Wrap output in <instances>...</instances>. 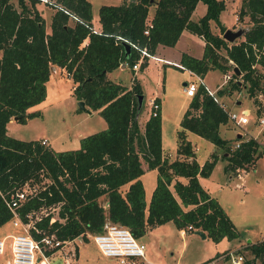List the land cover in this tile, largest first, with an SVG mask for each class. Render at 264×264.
Wrapping results in <instances>:
<instances>
[{
    "label": "trees",
    "instance_id": "obj_1",
    "mask_svg": "<svg viewBox=\"0 0 264 264\" xmlns=\"http://www.w3.org/2000/svg\"><path fill=\"white\" fill-rule=\"evenodd\" d=\"M37 1L40 0H0V225L13 215L6 202L10 192L27 179H40L44 172L51 181L16 207L26 221L27 212L59 202L57 217L50 220L52 213L48 212L29 226L36 238L54 231L60 238L83 234L87 239L86 231L102 230L106 220L125 224L138 238L167 220L179 228L191 223V229L201 228L215 242L239 237L232 218L198 178L211 174L219 156L212 153L201 164L186 130L225 148L221 155L228 160L225 171L255 162L261 156L258 140L242 139L241 135L234 137L240 145L233 147L230 140L223 138L219 129L228 123L229 110L199 84L176 129L178 155L170 158L162 148L160 107L156 114L148 115L141 129L137 118V94L143 91L140 80L134 76L128 86L109 77L108 71L123 58L132 64L139 57V49L133 44L126 53L120 36L155 52L159 43L175 44L187 28L204 38V51L201 57L183 51L180 62L201 77L215 69L225 74L237 66L240 74L233 70L230 85L216 89L215 96L221 98L247 85L248 95L256 98L264 91V53L256 52L252 45L263 49L264 0H242L239 17L249 14L252 24L245 28L241 39L233 41L223 38L226 27L220 15L226 0L102 3L98 8V30H93L91 0L45 1L55 3L50 30L36 7ZM198 1L206 5V13L193 20L192 11ZM148 18L152 25L145 32ZM212 23L219 32L212 30ZM147 62L145 57L139 68ZM55 64L72 75L77 99L98 109L107 123L82 135L78 147L55 149L40 138H22L7 131L12 116L25 120L39 113L28 108L45 98L46 81ZM154 97L160 103V97ZM142 158L157 169L149 200L140 178L144 171ZM242 248L252 254L242 264H254L256 258L264 264L263 238L247 242Z\"/></svg>",
    "mask_w": 264,
    "mask_h": 264
},
{
    "label": "rangeland",
    "instance_id": "obj_2",
    "mask_svg": "<svg viewBox=\"0 0 264 264\" xmlns=\"http://www.w3.org/2000/svg\"><path fill=\"white\" fill-rule=\"evenodd\" d=\"M12 1L17 2V0ZM121 1L91 0L93 13L98 19V8L100 4L120 3ZM242 2V0H226L227 7L224 9L223 17L227 22L232 23V25H226L225 27L237 30L238 28L245 29L252 24L249 14H244L239 17ZM36 7L38 9L42 7V11L47 9L48 11H45L44 14L54 9L52 5L43 1H37ZM69 21L72 23L73 19L70 18ZM213 26L214 28L212 30L216 32L220 31L214 23L211 24V27ZM242 37L243 35L235 40H239ZM183 44L184 38H181L174 47L178 49ZM222 52L224 53L225 50H222ZM174 56L177 57L176 54ZM55 66L52 68L50 77L47 80L46 97L28 108V110H39V113L28 115L25 120L13 119L8 122L7 128L10 134L22 138L40 137L42 139L43 136H46L49 141L47 140L45 144L61 149L77 144L80 135L101 129L107 123L98 109H92L91 112H88L78 106L77 97L72 93L75 83L72 81V75L66 73V70L64 72L61 71L59 66ZM134 70L135 68L130 65H118V67L110 72V76L113 79L131 84V79L133 80L135 76ZM261 71L264 74V68H261ZM136 73L141 81L142 92L144 94L141 108L137 114L141 129H143L144 121L150 113V98L155 94H160L162 96L161 120L164 142L167 144L171 140L174 141L175 127L176 125H178L177 127L180 126V119L188 105L189 97L182 90L183 80L187 78L197 80L196 76L172 63L163 65L162 62L154 58H152V61L147 65L146 69L143 71L136 70ZM206 83L212 86L215 84L219 85L218 88L230 85L229 80L223 83V72L219 69L209 71ZM261 84L264 88V78ZM163 85L164 88L162 87ZM219 99L227 110L239 111L248 107L251 111L249 122L245 127L238 126V124L228 119L229 123L225 129H228V127H231V129L236 128L241 133L243 139L254 135L261 141L258 148L261 156L255 162L245 167L246 170L249 169L247 185L251 187L248 192L251 211L244 217L242 215L235 216L238 224L237 228L240 232L238 238L240 239L235 238L229 242L219 244L210 237L202 238V235L196 232L195 229H180L171 220H168L155 226L149 233H145L139 237L145 245V256L143 258L145 262L143 264H196L203 261V259L213 260L218 254V251L227 250V248H230L235 254H241L243 256V263L245 259H249L252 256L251 252L242 248L243 246H240L237 251L233 248L239 245L240 241L247 242L248 236L256 237L264 231V125L259 121L260 117H264V91L259 92L256 98L250 97L246 85L240 90H234L231 94ZM192 133V135L196 134L195 132ZM221 148V152H223L225 148ZM206 151L207 147L205 148L200 145L198 147V157L201 158ZM142 160L145 162L143 158ZM255 176L261 178L259 185H255L253 181ZM48 177L44 172H41L40 179L33 178L30 182L38 188L46 183ZM149 181L150 178L146 175L145 182L148 194L151 192L148 188ZM233 193L241 196L245 194L238 188L237 190H233ZM149 196L147 195V198ZM104 198V195L101 196L102 202ZM229 204H233V202L230 201ZM20 227V231H24L25 228L29 229L28 225L26 227L21 225ZM77 242L79 245V254L75 264H121L116 256L104 254L92 236H89L87 239H77ZM7 254H9L7 250L0 254V264H8L6 263ZM38 254L40 255L39 252H37ZM56 261L57 264H60V260ZM215 264H230V260L219 258ZM254 264H261L260 259L256 258Z\"/></svg>",
    "mask_w": 264,
    "mask_h": 264
},
{
    "label": "built area",
    "instance_id": "obj_3",
    "mask_svg": "<svg viewBox=\"0 0 264 264\" xmlns=\"http://www.w3.org/2000/svg\"><path fill=\"white\" fill-rule=\"evenodd\" d=\"M40 1H48L53 2V0H40ZM52 5L55 3H51ZM147 26L144 29L145 32H148V27L152 25V21L150 18L146 21ZM99 28L93 25V30H98ZM122 39L129 41L131 44L136 46L139 49V57L132 63L129 64V61L126 58L120 60L119 65H127L131 66L135 69L140 67V62L146 57L147 59L154 57L160 59L165 62L173 63L181 68L186 69L189 73L196 76L197 80L193 78L185 79V83H183L182 88L184 92L192 96L196 93L199 84H202L206 87L208 93L214 96V99L222 104L220 99L215 96V91L210 86H207L204 83V80L201 76L193 71L190 67L185 66L183 63L174 61L151 52L146 45L138 46L136 43H132L126 37L120 36ZM255 48V51L258 53H264V45L263 49L259 50L255 45H252ZM232 62V60H230ZM233 70L230 69L227 73L223 74V83L227 82V80L233 77ZM69 73V72H68ZM150 103V113L156 114L158 108L160 107V103L155 99V97H151L149 100ZM224 107L225 105L222 104ZM251 111L250 108L246 107L239 111L229 110L228 117L231 121L235 122L238 125L246 124L249 120V115ZM259 121L262 125H264V117H260ZM42 143L47 142V138L43 137L41 139ZM240 145V141H237L234 144V147H238ZM240 171V170H239ZM31 179L25 180L22 184L16 186L11 192L10 196L6 199L8 206L12 209V221L14 224H23L30 226L36 219L40 218L44 214L51 212L50 220L57 217L59 202L52 203L50 205H42L38 209H33L27 212L28 219L24 221L17 211L16 207L20 205V203L27 199L28 197L36 194L39 190L35 185H32L30 182ZM50 177L47 178L46 182H50ZM45 184L42 185L44 187ZM191 229L193 228L192 224L189 223L186 226L182 227V229ZM85 235L87 237L92 236L94 241L97 243L100 250L106 255L116 256L121 264H139V258L145 255V245L144 243L136 237L130 228L125 224L106 220L103 224V228L97 232H89L86 231ZM264 239V234L262 236ZM84 239L83 234H79L77 236L71 238H60L58 237L54 231L45 232L40 238H36L31 234L28 228H25L24 231L16 232L11 235L9 241L5 239V237H0V254L3 253L7 246L10 249V257L8 260V264H35L37 261H40L41 264H52L50 261L49 254L47 249L53 251L56 248L61 249L64 254V264H72L73 263V255L75 254V246H73L72 250L66 248L65 246L69 243L72 245L73 240ZM37 252L40 255H37ZM221 258L230 260V264H242L243 256L241 254H235L234 251H227L220 256ZM196 264H215V259L210 260L208 262L200 261Z\"/></svg>",
    "mask_w": 264,
    "mask_h": 264
},
{
    "label": "crops",
    "instance_id": "obj_4",
    "mask_svg": "<svg viewBox=\"0 0 264 264\" xmlns=\"http://www.w3.org/2000/svg\"><path fill=\"white\" fill-rule=\"evenodd\" d=\"M226 7H227V5H226ZM39 9L41 10V13H42V15L45 18V23H46L47 30H50L51 14H52L54 9L49 10V12L47 14H44L45 11H48L47 9H44L43 11H42V7H40ZM152 11H153V7H151V9H150L151 13H152ZM205 11H206V5L202 1H198L196 6H195V8H194V10L192 11L191 18L193 20H198L201 16H203L206 13ZM92 12H93V9H92ZM223 13H224V10L222 11V13L220 15V20H221L222 24L224 26H226V25L227 26H229V25L231 26L232 23L227 22V20L224 19ZM92 21H93V24H94L95 27L100 28L101 23H100V20H99V13H98V19H97V16H95V14L93 13ZM212 28H214V26ZM181 38H184L183 46L178 47V49H175L174 46H176V44L179 42V40H181ZM87 40H88V38L85 39V41H87ZM204 44H205V40H204V38L201 35L193 33L189 29L184 28L175 44L168 45V44L159 43L156 46V49H155L154 53L159 55V56H162V57H165V58L180 62L181 53L183 51H186V52L192 54L193 56L201 57L202 54H203V51H204V49H203ZM175 54L177 55V57L174 56ZM152 58H154V57H151V58L148 59L147 64L143 68H137V69L134 70L135 71V76L138 79H139V77L137 76L136 70L137 71L138 70H142L143 71L144 69H146L147 65L152 61ZM154 59L159 61V62H162L163 65H166V64L169 63V62H165V61H162L160 59H157V58H154ZM55 65L59 66L60 70L64 72V70H65L64 67H61L58 64H55ZM112 70L108 71V76L109 77H111L110 76V72ZM66 73H68V72H66ZM208 73L204 77H202L203 80H204V83L207 86H210L214 90L218 89L219 85L215 84V85L212 86V85H208V83H206V78H207ZM114 80H116V79H114ZM72 81L74 82L73 79H72ZM117 81H120V80H117ZM183 81H185V80H183ZM120 82H122V81H120ZM131 82H132V79H131ZM122 83H124V82H122ZM124 84L128 85L130 83H128V84L124 83ZM46 86H47V81H46ZM128 86H131V84L128 85ZM162 87L164 88V85ZM182 90H183V88H182ZM72 93H73V90H72ZM156 95L160 97V109H161V113H162V107H161L162 96L160 94H155L153 96H156ZM187 96L189 97L188 98V104H189V100H190L191 96H189V95H187ZM13 119H17V118L12 116L9 119V121H11ZM8 122H7V124H8ZM248 122H249V120H248ZM228 123L220 126V129H219L220 130V135L223 138H226V139L230 140V143L234 146V144L237 142L236 140H234V137L237 136L239 131L236 128L235 129L234 128L231 129V127H228V129H225V127L228 126ZM246 124L238 125V126L245 127ZM177 126L178 125H176V127H175L174 141L171 140L170 142H168L166 144L164 142V132H163V129H162V120H161V142H162V148H163V152L165 154H167L170 158H174V157H176L178 155L177 150H176L177 149L176 129L178 128ZM7 131H8V128H7ZM192 132H194V131L189 130V129L186 130L187 137L191 139L193 145L196 148V158L201 164H203L207 159H209L212 153H216L219 156L218 157V161L216 162L215 166L213 167V169L211 171V174L209 176H206V177L199 176L198 178L200 179V182H201L202 186L209 192V194L211 196H215V197L218 198L219 202L221 203V205L225 209L226 213L229 214L230 218H232V220L235 223L236 227H238V224L236 222L235 216L237 217L238 215H242L244 217V216L247 215V213H249L251 211V207H250V203H249L250 201H249V196H248V192L251 189V187L249 185H247V178H248L247 176H248V173H249V169L246 170L245 168H237L236 170H232V169L230 170L229 169V171H225V166L228 164V160L226 158H224V157H221V155L223 154V152H221L222 148L217 146L214 142L208 141V140H206L205 138L201 137L198 134L192 135L193 134ZM231 133H233V134H231ZM226 134H228V135H226ZM82 135H84V134H82ZM82 135L79 136L77 144H74L71 147H65V148L78 147L80 145V137ZM43 137H46V136H43ZM252 137H254L256 140H258V138L256 136L253 135ZM38 138H40V137H38ZM193 139H194V141H193ZM47 140L49 141L48 138H47ZM258 142L261 143L260 140H258ZM200 145L204 146L205 148L207 147V151L205 152V154H203V156L201 158L198 157V147ZM55 149H57V148H55ZM61 149H64V148H61ZM141 165L143 166L144 171L140 174V178L142 179L144 187H145V197H146L147 200H149L150 196H151V193H152V190H153V188H154V186L156 184L157 169H156V167H149L147 162L146 161L143 162V160L141 162ZM146 175H148L149 178H150L149 187L148 188L150 189L151 192L149 194L146 191L147 190V186H146V182H145ZM178 177L180 179H182L183 181H186V179H187L183 175H179ZM253 181H254L255 185H259L260 182H261V178H257V176H255V179H253ZM237 188L239 190H241V192L245 193L244 194L245 198H244V196L237 195V194L235 195L233 193V190H237ZM147 195H150L149 198H147ZM246 196H248V197H246ZM230 201H232L233 204H229ZM103 204L106 205V202L103 203ZM11 222H12V224H11ZM21 225H23V224H14L13 221H12V218H10L9 220L5 221L3 224L0 225V237H5V239L7 241H9L10 238H11V235L13 233L20 232L19 229L21 228L20 227ZM157 225H159V224H157ZM157 225H155V226H157ZM155 226L150 227L147 230L146 233H149L150 230L155 228ZM237 230H238V228H237ZM205 234H206V237H202V238L209 237L207 233H205ZM263 234H264V231H262V233L259 236H256V237L255 236H253V237L252 236L251 237L248 236L247 237V239H248L247 242L261 239ZM236 238H238V237H236ZM233 239H235V238H233ZM238 239H240V238H238ZM231 240H228L226 237H224L223 239L218 241V243L220 244V243H223V242H229ZM247 242L240 241L239 245L235 246L233 249L237 250L240 246H244ZM72 243H74V244L72 245L71 243H69L65 247L72 250L73 246H75V254L73 255V263H72V264H75V261H76V259L78 257V254H79V245H78L77 240L76 241L73 240ZM5 250H7L9 252V254H7L8 257L6 258V263H8V260H9V257H10L9 246H7ZM227 250H231V249L227 248ZM227 250L224 249V250L218 251V254L214 258L215 259V263H216L217 259H219V258L220 259H224V258H221L220 256H222V254H224V252H227ZM48 253H50L48 258H50V261H51L52 264H57L56 260H60V264H64L63 263L64 254L62 252V248L61 249L56 248L53 251H48ZM144 256L139 258V261H140L139 264H143L145 262V260L143 259ZM204 261H206V260L203 259V262ZM37 262H38V264H41L40 261H37ZM37 262L35 264H37Z\"/></svg>",
    "mask_w": 264,
    "mask_h": 264
},
{
    "label": "water",
    "instance_id": "obj_5",
    "mask_svg": "<svg viewBox=\"0 0 264 264\" xmlns=\"http://www.w3.org/2000/svg\"><path fill=\"white\" fill-rule=\"evenodd\" d=\"M225 30L226 31L223 33V38L225 40H228V41H233L236 38L242 36L246 29L238 28L237 30H232L231 28L226 27ZM123 44H124V47H125V50H126V53H127L130 50L131 43L129 41H127V40H124ZM234 71H236L237 74H240V70H239V68L237 66L234 68ZM183 83H185V81H183ZM143 96H144L143 92H140V93L137 94L138 105H139L140 108H141V105H142ZM78 106L80 108H83V109L87 110L88 112L92 111L91 107L87 106L85 101H84V99H82V98L78 99ZM140 108H139V110H140ZM14 117L17 118L18 116L14 115ZM240 136H241V134L238 133L236 137L240 138ZM195 231L200 233L202 235V237H206V234L201 230V228H195Z\"/></svg>",
    "mask_w": 264,
    "mask_h": 264
}]
</instances>
